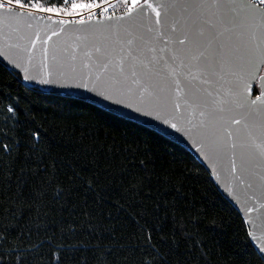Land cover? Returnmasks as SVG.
<instances>
[{
  "label": "trees",
  "instance_id": "trees-1",
  "mask_svg": "<svg viewBox=\"0 0 264 264\" xmlns=\"http://www.w3.org/2000/svg\"><path fill=\"white\" fill-rule=\"evenodd\" d=\"M5 143L16 151L0 162V226L15 227L2 244L30 232V264H55L54 245L81 242L88 249L66 247L59 264H140L148 231L163 264H264L242 215L190 150L86 100L27 87L0 61Z\"/></svg>",
  "mask_w": 264,
  "mask_h": 264
},
{
  "label": "water",
  "instance_id": "water-1",
  "mask_svg": "<svg viewBox=\"0 0 264 264\" xmlns=\"http://www.w3.org/2000/svg\"><path fill=\"white\" fill-rule=\"evenodd\" d=\"M148 2L158 4L161 0ZM237 2L242 3L243 0ZM140 3H144V0ZM125 11L111 15L113 17L111 23L107 21V17H95L90 24L80 25L77 20L65 19L63 20L71 22L60 24L54 22L61 20L55 17H52V20H38L23 16L6 20L3 11L0 10V61L18 74L27 87L86 100L150 127L186 147L209 171L220 192L242 215L249 232L257 238L253 240L250 236L252 244L257 249L260 240H264V196L258 191V175H253L262 171L258 167L259 158L253 159L248 165L250 170L248 173L241 174L239 169L241 153L251 150L250 136L260 135L259 129L254 126L260 119L258 113L248 108L236 107L226 95L225 90L229 87L230 79L227 74L223 75V78L204 76L197 73L187 59L181 63L171 58L168 51L170 45H167L165 35L171 34V20L164 25V34L158 40L145 45L144 41L136 37L142 34L145 41H150L155 31L148 33L143 26L129 27L128 22L117 21L115 18L123 16ZM204 11L210 13L215 10ZM237 12L241 10L237 9ZM172 13L179 16L180 9H173ZM36 15L41 14L37 12ZM152 17L155 18L154 13ZM97 20L100 22L97 23ZM226 26L230 31L226 32L222 39L231 37L234 55H244L248 49H255L264 43L260 30L256 29L253 33L240 22V16H237V26L233 27L231 23ZM125 28H128V31H125ZM128 40L133 41L132 45L127 44ZM32 41H35V46ZM97 48L100 49L99 52ZM153 48L154 51L150 50ZM12 61L26 67L30 76H44L50 73L54 83L42 85L38 79H23L24 71L17 68ZM172 69H175V72L170 74ZM190 73L197 76V79L192 81L196 96L185 95L184 92L178 95L175 91V81H180L181 88H184L190 79ZM134 79L139 83L133 84ZM205 79L209 82L203 83ZM82 82L87 83L88 88L80 87ZM93 87L99 91L112 93L114 100H105L97 92L91 91ZM145 87L153 95L150 96L147 92L142 95L141 89ZM157 97L164 98L166 107H158ZM116 100L123 103H116ZM176 103L180 104L179 112L173 111V105ZM137 108H140L141 112H137ZM213 109L217 117H222L216 123L215 132L223 134L226 127L234 134L228 143L235 142L237 145L235 154L238 171L235 174L230 170L232 150L229 149L222 158H218L208 146L209 140L205 139V129L201 128V121L207 122L208 119L207 116L201 117V111L208 113ZM149 111L152 115H145ZM157 114L161 119H156ZM165 118L176 123L180 130L164 124ZM233 119L239 120L240 123H232ZM201 145H204L203 150H200ZM249 208L252 211H248Z\"/></svg>",
  "mask_w": 264,
  "mask_h": 264
},
{
  "label": "snow or ice",
  "instance_id": "snow-or-ice-1",
  "mask_svg": "<svg viewBox=\"0 0 264 264\" xmlns=\"http://www.w3.org/2000/svg\"><path fill=\"white\" fill-rule=\"evenodd\" d=\"M125 6V13L121 17H116L117 21L121 23L128 22L129 27L134 25L143 26L148 33L155 31V35L150 38V41H145L142 34L136 37L137 39L144 41L145 45L149 42L154 43L164 34L163 27L171 20V34H165L167 35V45H170L168 51L171 53V58L174 61L179 60L181 63L187 59L195 67L196 72L204 76H220L223 78V75L227 74L230 79L228 81L229 87L225 90L226 95L231 98L236 107L241 109L248 108L258 113L260 119L258 123H254V126L259 129L260 135L259 137L250 136L249 147L251 150H245L241 153L239 170L241 174L248 173L250 171L248 165L253 159L259 158L258 167L262 171L258 174L253 173V175H258V191L261 196H264V43L258 45L255 49H248L244 55L237 56L234 55L231 37L222 39L225 33L230 31L226 25L231 23L233 27L237 26V16H240V22L252 30L253 33L256 29L260 30L262 41H264V0H243L242 3H238L237 0H161L158 4L149 3L148 0H144V3H140V0H132L129 4L125 0ZM100 7L101 4L97 3L75 2L71 4L70 8L67 3L63 7H45L43 4L32 2V0H29L27 3L23 2V0H0V10L3 11L6 20L23 16H27L30 19L52 20L51 14L72 16L80 12L81 18L76 22L80 25H88L95 19L92 15V10L99 9ZM176 8L180 9L179 16L172 13V10ZM84 9L89 10L87 20L82 18ZM206 9H214L215 11L206 13L204 11ZM237 9H240L241 12L238 13ZM37 12L41 13V15L37 16ZM43 13L50 15L45 17ZM153 13L155 14L154 19L152 17ZM230 13H235V15H230ZM106 19L111 23L113 17L109 16ZM54 22L64 24L71 21L61 19ZM99 22L97 20V23ZM125 31H128V28H125ZM177 32L180 34L176 35ZM37 39H39L38 33ZM132 43V40L127 41L128 45H132ZM32 44L35 46V41H32ZM96 50L100 51L99 48ZM150 50L154 51V48ZM44 55L45 57L47 56V49L44 50ZM12 63H15L17 68H21L24 71L25 75L23 79L25 80L38 79L42 85L54 83L50 73L44 76H30L28 69L22 64L15 61H12ZM104 67L106 68L107 65L105 64ZM120 71L121 73L123 72L122 60ZM174 72L175 69H172L170 74ZM133 76H135V72H133ZM195 79H197V76L190 73V79L184 88H181L180 81H175L176 93L179 95L181 92H184L185 95L195 97L196 92L192 86V81ZM208 82L207 79L203 81V83ZM132 83L138 84L139 81L134 79ZM80 87L88 88V84L82 82ZM91 91L97 92L105 100H114L112 93L99 91L95 87ZM128 91H131V89H128ZM145 92L150 96L153 95L146 87L141 89L142 95ZM157 100L158 107H166L163 97H157ZM116 103H123V101L116 100ZM185 103H188V101H185ZM179 109V103L173 105L174 112H179ZM220 110L223 111L222 108ZM136 111L141 112V109L137 108ZM8 112L15 115L14 107H9ZM145 115H152V112L149 111ZM200 115L201 117H208L207 122L201 121V128L205 129V139L209 140L208 146L218 158H222L223 154L231 149L230 170L233 174L237 173L235 154L237 145L235 142L228 143V141L232 140L233 132L226 127L223 129V134L215 132L216 123L222 117H217L214 109L208 113L201 111ZM156 119H161L159 114L156 115ZM231 122L234 124L240 123L236 119H233ZM163 123L170 125L173 129L180 130L176 123L171 122L167 118L163 120ZM31 135L34 138V144L39 141V131H33ZM16 144L18 145L19 142L17 141ZM203 147L204 145H201L200 150H203ZM15 151L16 149L11 144L5 143L0 145V162H4V157L12 156ZM143 163L141 161V164ZM25 171L26 169H21L22 173ZM5 175L10 178L12 173L7 172ZM241 183H243L242 179ZM22 184V181H18L17 186L22 187ZM249 186L251 187V184ZM60 192L61 189L58 188L56 195L59 196ZM248 211H252V209L249 208ZM16 215H19V213ZM14 227L15 225L11 223L0 226V264H30V254L37 248V245L29 244L27 247L22 246L23 236L30 235V232L20 233L12 241L11 247L8 249L3 248L2 242L8 239V236L11 234L10 229ZM69 231H75V229L69 226ZM61 232L63 233L64 230L61 229ZM248 235L252 236V233L249 232ZM161 239L164 238L162 237ZM252 239L256 240L257 238L252 236ZM42 243L43 241H41ZM47 243L50 247H53L51 237L47 238ZM66 247L69 250L86 251L88 249V245L83 242L78 245L68 246H65L63 243L56 244L54 245L55 250L51 252V259L55 261V264H59L60 257ZM96 247L99 246L97 245ZM139 251L141 254L140 264H163L164 254L161 253L156 244L152 243L151 231L147 232V237L142 246L139 247ZM256 251L259 256L264 257V240H260ZM13 256L14 260H12Z\"/></svg>",
  "mask_w": 264,
  "mask_h": 264
},
{
  "label": "built area",
  "instance_id": "built-area-1",
  "mask_svg": "<svg viewBox=\"0 0 264 264\" xmlns=\"http://www.w3.org/2000/svg\"><path fill=\"white\" fill-rule=\"evenodd\" d=\"M98 4H101L99 9H93L92 15L95 17H108L111 15L118 14L126 10L125 0H98ZM127 3H131V0H127ZM106 6V7H105ZM89 14V10L82 13V18L86 19ZM65 20H78L81 18V14L55 17Z\"/></svg>",
  "mask_w": 264,
  "mask_h": 264
},
{
  "label": "rangeland",
  "instance_id": "rangeland-1",
  "mask_svg": "<svg viewBox=\"0 0 264 264\" xmlns=\"http://www.w3.org/2000/svg\"><path fill=\"white\" fill-rule=\"evenodd\" d=\"M141 1V0H140ZM34 2V1H33ZM97 3L98 4V0H63V3L60 5V6H56V7H63L64 6V4L65 3H67L68 4V6H69V8H70V6H71V4L72 3ZM131 2H132V0H131ZM36 3H40V4H43L45 7H51V6H48V5H46V4H44V3H42V2H36ZM85 11H88V9H84L83 10V12H85ZM41 14V13H40ZM77 14H81L80 12H77L76 14H74V15H77ZM43 15H50V14H48V13H43ZM52 15V17H65V16H69V15H65V14H51Z\"/></svg>",
  "mask_w": 264,
  "mask_h": 264
}]
</instances>
